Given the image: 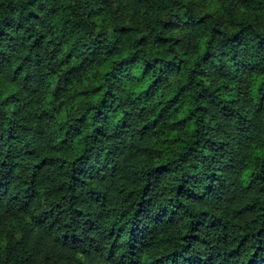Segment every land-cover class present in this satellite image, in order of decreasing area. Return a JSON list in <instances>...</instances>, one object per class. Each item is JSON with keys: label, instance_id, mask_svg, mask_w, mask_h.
Returning <instances> with one entry per match:
<instances>
[{"label": "clouds", "instance_id": "clouds-1", "mask_svg": "<svg viewBox=\"0 0 264 264\" xmlns=\"http://www.w3.org/2000/svg\"><path fill=\"white\" fill-rule=\"evenodd\" d=\"M0 264H264V0H0Z\"/></svg>", "mask_w": 264, "mask_h": 264}]
</instances>
